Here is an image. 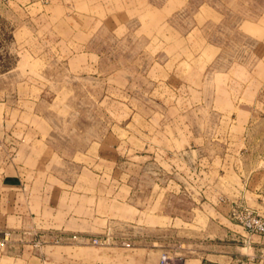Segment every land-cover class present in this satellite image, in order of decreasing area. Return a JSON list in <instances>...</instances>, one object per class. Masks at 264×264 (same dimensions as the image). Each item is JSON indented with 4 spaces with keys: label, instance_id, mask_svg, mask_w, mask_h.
Returning a JSON list of instances; mask_svg holds the SVG:
<instances>
[{
    "label": "rangeland",
    "instance_id": "rangeland-1",
    "mask_svg": "<svg viewBox=\"0 0 264 264\" xmlns=\"http://www.w3.org/2000/svg\"><path fill=\"white\" fill-rule=\"evenodd\" d=\"M147 1L159 0H0V73L17 67L0 77V102L7 101L9 106L6 111L0 107V160L12 157L17 143H23L18 136L30 122V105L21 100L33 93L24 89V82L40 80L30 72L42 66L36 59L39 54L55 53L63 39L72 50L102 46L131 57L143 43L123 34L134 33L143 20L151 18L143 5ZM184 1H175L177 9L171 18L180 32L194 19L184 9ZM227 21L232 22V17ZM119 22L126 31L116 29ZM110 29L120 38L117 42ZM161 36L162 54L149 79L135 72L147 58L123 61L128 81L121 88L118 77L119 87L108 91L117 103L90 105L101 98L100 85L91 92L74 90L66 120L54 119L59 137L53 142L64 156L43 165L62 166L57 175L66 180L98 179L104 184L98 187L103 194H115L116 181L127 179L134 184V195L144 196L150 193L153 178L169 183L167 189L176 192L171 205L181 211L169 226L155 225L148 218L122 225L120 218H114L116 238L107 231L108 243L89 244L96 258H101L97 264L104 260V264H133L132 250L137 247L145 249L144 262L154 251L158 256L166 252L181 264L223 252L236 258L245 254L264 264V232H249L239 221L249 214L264 222V60L257 58L261 50L237 35L218 36L223 41L219 49H199L192 70L185 72L177 53L181 40L164 43L172 36L164 26ZM216 54L219 57L213 60ZM54 64L55 60L49 61L46 73L62 76ZM153 76L161 81L154 85ZM44 90L46 95L52 93L53 85ZM126 101L135 107L120 105ZM138 110L150 114V119L143 122ZM106 129V138L87 144V135L99 136ZM74 148L81 150L73 156ZM37 161V166H43ZM91 189L81 188L83 192ZM14 197L0 192V228L12 229L16 243V261L11 264H62L56 251L42 249L40 232L26 228V204L12 202ZM120 206L113 205L119 216ZM17 213L22 217L19 223L12 218ZM0 264L8 263L0 259Z\"/></svg>",
    "mask_w": 264,
    "mask_h": 264
},
{
    "label": "crops",
    "instance_id": "crops-1",
    "mask_svg": "<svg viewBox=\"0 0 264 264\" xmlns=\"http://www.w3.org/2000/svg\"><path fill=\"white\" fill-rule=\"evenodd\" d=\"M175 1L144 2L143 5H145L148 14H151V18L143 20L142 24L138 26L139 30L134 33L127 31L123 34V37L129 36L132 41L138 40L143 43L141 50L131 57L125 52L115 54L102 46H99L98 50L90 47L72 50L67 44V40L59 39L60 49L58 51L55 50V53L47 54L43 52L36 58L42 66L35 68V72H30L36 74L40 79L38 83L37 81L28 82V80L24 82V89L33 92L25 95L21 100V103L30 105L28 110L30 122H28V126L24 125V131H21L18 136L23 143H17L18 149L14 150L12 157H7L4 161L0 160V192H7L11 196H15L12 200L14 203L21 201L26 204L23 213L26 228L32 233L40 232L44 238L42 249L47 252L56 251L58 261H62V264H97L101 258H96L91 250L90 238L101 237L107 231L116 238L113 234L114 224L117 223L114 222V218H120L122 225H129L132 222L140 223L138 220L148 218L155 222V225L169 226L178 218L177 212L181 211L171 205L177 194L167 189L170 184H161L155 178L150 184V193L148 191L144 196L134 195V184L127 179L117 180L115 194L108 195L98 192V187H104L103 182L98 179L90 181H82L78 178L71 181L66 180L57 175L58 169L62 166L43 165V163H51L57 158L62 160L61 157L64 156L60 153L56 143L53 142L55 138L59 137L54 119L66 120L72 107L70 99L74 90L91 92L97 87L96 85H100V90L103 91L101 98L94 99L90 105L100 108L109 104L113 105V102L117 103L109 97L108 91L117 89L113 87L114 85L119 87L118 82L115 81L118 77L121 79V88L128 81L129 71L124 67L126 63L123 64V61L128 57L132 60L138 59V57L147 58L143 66L135 68V72L142 78L149 79L150 71L162 54L160 51V45L163 43L162 26L167 27L172 33V36L165 39L164 43L172 44L178 39L181 40L177 53L179 61L184 64L185 72L192 70V64L202 50L210 47L218 50L220 44H223L218 36L223 37L225 34L237 35L245 42L248 40L252 44L251 48L261 50L257 58L264 60V0H185L184 9L194 19L186 23L183 32H180L177 25L171 20L177 9ZM229 17H232L230 23L227 21ZM115 27L126 31L123 22H119ZM112 32L113 30L110 29L113 38L115 36ZM115 38L116 42L120 39ZM218 57L219 55L216 54L212 58L214 60ZM51 60H55L59 65L57 67L62 70V76L55 77L46 73L45 66L50 67L49 61ZM15 68L17 67L14 66V68L0 73V77L11 73ZM217 72L213 71L212 74H222ZM152 79L154 85L161 81L160 79L155 81L157 78L154 76ZM48 84L53 85V90L52 93L46 95L44 88ZM120 105L134 106L127 101ZM0 107L6 111V108L9 107L7 101L0 102ZM138 111L137 116L143 122L150 119V114ZM98 120L100 121L101 118ZM108 130L106 129L99 136L87 135L86 138L89 139L87 144L96 142V139L106 138ZM74 131L79 136L82 133L80 130ZM188 135L192 136L191 132H188ZM88 145L82 149L85 150ZM79 150L81 149L74 148L73 156ZM38 159L40 162L42 161L43 166H37ZM40 171H43L42 176L39 174ZM38 175L41 178L37 177ZM82 187H92V189L89 192H83ZM118 189L121 191L120 193H118ZM21 191L24 192L23 195L20 194ZM114 204L118 207L123 206L120 216L114 213ZM12 218L16 223H19L22 217L17 213ZM3 231H9L10 235L8 242L0 249V259L8 264L15 263L16 243L12 238L13 231L10 228H0V236ZM132 251L135 260L133 264H157L158 251L152 252L153 256L148 262L142 261L145 255L144 248L137 247ZM244 255L241 256V259V257L236 258L233 254L226 255L223 252L206 254L187 259L185 264H209L204 263L203 259L214 261L215 264H262V262Z\"/></svg>",
    "mask_w": 264,
    "mask_h": 264
},
{
    "label": "built area",
    "instance_id": "built-area-1",
    "mask_svg": "<svg viewBox=\"0 0 264 264\" xmlns=\"http://www.w3.org/2000/svg\"><path fill=\"white\" fill-rule=\"evenodd\" d=\"M243 216V220L239 218L243 228L249 232H264V222L259 218H255L254 216H248L249 214H245ZM9 231H3L0 236V249L8 242L9 240ZM109 236L108 234H104L103 237H92L90 238V243L92 245H102L108 243ZM157 264H181L179 259L173 258L169 256L166 252H162L159 257Z\"/></svg>",
    "mask_w": 264,
    "mask_h": 264
}]
</instances>
